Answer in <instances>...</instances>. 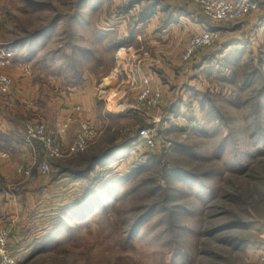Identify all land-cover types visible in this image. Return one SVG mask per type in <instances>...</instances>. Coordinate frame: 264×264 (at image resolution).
<instances>
[{
  "label": "rangeland",
  "instance_id": "374dc122",
  "mask_svg": "<svg viewBox=\"0 0 264 264\" xmlns=\"http://www.w3.org/2000/svg\"><path fill=\"white\" fill-rule=\"evenodd\" d=\"M254 15L215 22L195 0H0L1 42H18L31 62L65 56L97 95L90 116L75 118L63 138L69 146L77 124L90 122L98 133L88 149L52 158L40 148L33 173L43 163L45 175L57 164L94 166L84 189L99 202L69 221L64 239L18 264H264V7ZM218 24L230 28L220 32L230 54L220 56L219 38L184 61L189 39ZM142 66L167 86L160 110L140 100L145 87L153 90ZM185 69L184 83L169 78ZM35 113L23 129L49 123ZM157 124L155 147L141 151L139 132ZM26 155L12 152L11 160L27 164Z\"/></svg>",
  "mask_w": 264,
  "mask_h": 264
},
{
  "label": "crops",
  "instance_id": "0c3cea01",
  "mask_svg": "<svg viewBox=\"0 0 264 264\" xmlns=\"http://www.w3.org/2000/svg\"><path fill=\"white\" fill-rule=\"evenodd\" d=\"M260 10L249 15L252 18ZM256 21L249 20L246 22L247 27L255 26ZM212 28L219 29L221 35L226 30V27L219 24ZM226 33L230 34V28H227ZM223 40L224 38L221 36L218 41L219 44H222V50H218L221 57L230 54V37ZM11 42V40L0 41V52L8 51L4 45ZM26 55L28 54L23 52L21 55H16L15 58L12 57L10 64L0 66V71L12 77L16 84L12 97V101L15 102L13 108L9 107L10 109H8L6 98L0 95V228L10 226L9 244L21 263L41 255L44 249L49 247L48 245L59 241V238L56 237L59 233L55 225L62 218L59 212L61 209L71 206L76 200L85 197L84 183L86 182H84L85 178L76 177L68 169L62 168L60 164L55 167L58 168L57 173H54L55 168H52L50 174L45 175L41 172L34 174L33 169L37 163L35 156L41 146L37 142L26 141L23 126L20 125L26 120L29 112L38 115L35 113L36 111L39 116L49 120L50 123L63 121L71 116L78 120L83 119L86 115L89 117V110L96 102L97 97L91 89L90 83L87 82V73L81 74V78L76 77L72 66L68 65V61H66L68 58L54 52L52 54L54 57H51L50 61L45 59L43 62H31L33 58ZM36 56H40V53H37ZM92 56L94 55L92 54ZM148 57L150 58L149 52ZM153 60L160 62L157 57H154ZM142 70L143 73L150 76L152 88L163 92L165 100L164 90L167 86L160 84L161 77L156 76L159 73L157 72L155 75L154 71H151L150 74L143 66ZM122 71L131 75L132 70L122 69ZM194 71L196 72V68ZM116 72L118 71L116 70ZM186 72V69L179 70L176 75V71H173L169 73L171 75L169 78L171 80L178 78L184 83L191 75H187ZM75 79H79V82H76ZM83 86L87 91L80 95V91L75 88ZM81 103L83 105L80 113L76 111V105ZM2 108L6 111H3ZM84 110L85 112H83ZM44 111L51 112L44 114ZM73 130L69 132L67 142L73 139ZM12 152L26 153L27 164L12 161ZM20 166L29 168L31 174L18 173L17 169ZM87 187L89 188V186Z\"/></svg>",
  "mask_w": 264,
  "mask_h": 264
},
{
  "label": "built area",
  "instance_id": "2783aa9c",
  "mask_svg": "<svg viewBox=\"0 0 264 264\" xmlns=\"http://www.w3.org/2000/svg\"><path fill=\"white\" fill-rule=\"evenodd\" d=\"M203 15L215 22H235L241 20L244 16L252 12L259 11L264 7V0H195ZM220 30L211 27H204L201 32L193 35L185 46L182 58L189 61L201 49L214 44L220 38ZM2 52V53H1ZM0 52V66L9 64L12 60V52L2 50ZM149 80H145L148 84ZM13 89V80L8 74L0 71V95L10 96ZM140 100L147 103L150 111L160 110L163 92L159 89L145 87L140 94ZM74 117H68L66 120L56 123H47L43 121L28 122L24 129V138L28 142H37L47 156L58 158L68 151L84 152L88 149L90 142L97 135V127L90 122H79L76 127V137L72 144L66 146L64 136L72 127ZM157 126L143 128L138 135L135 145H139L141 151L155 147L157 135L155 131ZM138 143V144H137ZM41 172L48 173L50 167L43 163L40 167ZM18 173L31 174L29 168L20 166ZM10 230L8 228L0 229V264H18V258L14 254L13 248L9 244Z\"/></svg>",
  "mask_w": 264,
  "mask_h": 264
},
{
  "label": "trees",
  "instance_id": "16d2710c",
  "mask_svg": "<svg viewBox=\"0 0 264 264\" xmlns=\"http://www.w3.org/2000/svg\"><path fill=\"white\" fill-rule=\"evenodd\" d=\"M146 17H145V19H147ZM119 43H122L120 39H119ZM18 45H19L18 42L12 41L9 44H5L4 48L6 50L12 52L13 58H15L16 55L17 56L21 55L24 52L23 50H19V46ZM24 53H26V52H24ZM72 71L75 74V69H73ZM115 151H117V150H113L112 153L115 152ZM92 163L95 164V165L99 164V158L97 156H95V155L92 156L91 164ZM93 168H94V166H88V168L77 169V170H73L72 168H67V169L69 170V172L71 174L75 175L76 177H80V178H85L86 179L87 178L86 173H88V172L90 173ZM90 189H92V188H88L86 190L85 197H82L80 200H76V202L71 204V206L69 205L67 208H63V209L60 210L59 214H60V217H62V218H61V220H59L55 224L56 227H57L56 228L57 232L59 233L56 236L57 238L64 239L63 237H64L65 232H67V230H69L68 223H69L70 220H73L74 216H76L77 219H81L83 217V216H81L82 214L87 215V213L90 212L92 210V208L94 209L95 206H97V202H99L98 198H99L100 194L95 191V192H93V194L92 193L91 194L88 193V195H87V192H91ZM103 193H104V195H106L107 197H110V198L116 196L115 193L113 194L111 192H107L106 193L105 191H103ZM59 241H61V240H59Z\"/></svg>",
  "mask_w": 264,
  "mask_h": 264
}]
</instances>
